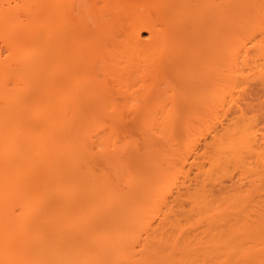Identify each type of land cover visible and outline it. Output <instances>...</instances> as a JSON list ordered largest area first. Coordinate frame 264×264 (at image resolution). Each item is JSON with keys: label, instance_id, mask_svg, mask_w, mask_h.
<instances>
[{"label": "bare ground", "instance_id": "6f19581e", "mask_svg": "<svg viewBox=\"0 0 264 264\" xmlns=\"http://www.w3.org/2000/svg\"><path fill=\"white\" fill-rule=\"evenodd\" d=\"M254 77L264 86V0H0V264L264 262ZM141 110L155 141L184 111L199 125L166 160L152 151L143 178L112 134L98 171L103 140L76 122Z\"/></svg>", "mask_w": 264, "mask_h": 264}, {"label": "rangeland", "instance_id": "374dc122", "mask_svg": "<svg viewBox=\"0 0 264 264\" xmlns=\"http://www.w3.org/2000/svg\"><path fill=\"white\" fill-rule=\"evenodd\" d=\"M256 1H262V0H251V3L252 2H256ZM89 4V3H88ZM88 4H87V6H88ZM101 5V4H100ZM87 6H86V9H85V13H80V11H78V12H75V13H77V15H75V19H76V21H77V18L79 17V18H81L80 16H82V17H85V18H87V16H89L90 15V12H88L87 11ZM83 7V6H82ZM90 7V6H89ZM203 7H204V5H203ZM230 7H231V5H230ZM236 7V6H235ZM201 8V7H200ZM84 9V8H83ZM90 9V8H89ZM202 9V8H201ZM79 14V15H78ZM90 23H91V21H90ZM76 24V22L74 23V25ZM146 33V32H145ZM145 36L147 35V33L146 34H144ZM90 38V37H89ZM95 38H94V36H92V40H91V38H90V40H88V38L86 39V41H88V42H86L85 41V39H84V42H86V43H91V42H95V40H94ZM77 40V39H76ZM79 40V39H78ZM90 41V42H89ZM79 42H80V40H79ZM84 42L81 40V43H83V45H81V43L79 44L78 43V41L77 42H75L76 44H79L80 46H84V45H86V44H84ZM75 43H74V47H78V46H75ZM77 49V48H76ZM191 49V48H190ZM7 53V52H6ZM6 53H5V55H6ZM260 77V76H259ZM258 78V77H257ZM255 78L254 77V79L252 78V79H250L251 81L250 82H252L250 85H252L251 87H250V85L249 86H246L245 85V87H246V89H245V94H247V96L249 97V98H251V100L253 101L252 102V104H251V110H253L249 115H251V116H254L255 115V117L257 118H255L256 120H259V121H257L258 122V126H259V128H260V132H262V131H264V120H262V119H264V117H263V113H264V108H263V102H264V86L261 84L262 82V80H258V79H260V78ZM72 79V78H71ZM262 79V78H261ZM259 82H261V83H259ZM164 87H166L164 84H162ZM244 87V88H245ZM248 88V89H247ZM247 90V91H246ZM257 96H259V98L257 97ZM254 97H256V98H254ZM258 98V99H257ZM249 100V99H248ZM249 104V105H250ZM250 107H247V108H249L248 110H250ZM261 110V111H260ZM263 111V113H261ZM135 112V113H134ZM134 112H130V111H128V113L126 112H122V113H120V112H117V113H113V114H110V115H101V114H97V113H86V115H82V116H84L85 118L83 119V118H80V116H81V114H80V116H78V117H73L72 118V120H74L75 118H76V121H77V118L79 119L76 123L78 124V127L81 129V127L80 126H82L83 128L81 129V130H83V131H85V132H87V130H88V133L90 134V132L93 130V133L92 134H94V132L96 133V135H95V137H94V135H93V137L97 140L98 139V141L100 140V141H102L101 143H103V144H99V147H97L98 145H94V150L97 152V157L95 156V158H97V160H99L100 159V162H98L97 160H95V161H91L92 163H94V162H97V170L98 171H101V168H103V170H108V169H110V168H107V167H110L109 165H107V163L105 164L104 163V161L103 160H101V159H103V157H104V154H103V152H104V150L106 149V146H107V142L109 143V141H107V140H109L108 139V137L110 136V135H114V137L115 138H113V137H110V138H112V139H115L116 141H118L119 143L117 144V148H118V151H124V153H121L120 152V154L122 155V154H126L125 153V151L126 152H130V153H127V155H126V157H125V160H127V164H129V162H130V160H131V162H130V164L132 163V166H133V168L135 167L134 166V164L136 163V167H138L139 168V170H138V172L140 173V174H138V175H140L142 178H143V176L145 177L146 175H145V173H146V169H148V165H147V161H149V160H151V159H155V157L156 158H159V160L161 159V158H163L164 156H162V150L163 149H165V148H163L162 149V147H164L165 146V144H167V148H168V145L171 147V145H173L172 146V148L175 146L174 145V142H177L178 144H176L177 146H179L178 148H177V146L175 147L176 148V150L177 149H179L180 148V146H182L181 148H183V147H186V138H184V137H186V136H184L185 135V129L183 130V128H185L186 126H188V125H191V124H196V125H199V122L196 120V119H194L193 117H194V115L193 116H191L192 117V120L190 121V123H189V121H186V119H187V117H188V115H187V113L188 114H190V112L189 111H187V113H185V111H184V113H181V114H179L178 116H176L177 117V119H176V117H175V115H174V117H175V119H176V121H178V124L177 125H175V128H173L174 127V125L171 127H169V128H167L168 130L167 131H172V130H169V129H172L173 128V131H174V134L171 136V135H169V136H171V138L173 139H171L169 136H166V137H162L161 138V136L159 137V138H161V139H159V138H157L156 137V134H155V136L154 137H156L158 140L157 141H155L154 140V138H152L151 139V133L150 132H152V131H156V129H154L152 126H153V121H151V118H150V120L149 121H151L150 122V124H149V121H148V118L150 117L149 116V114L151 115V114H155V113H152L151 112V110L149 111L150 113H148L147 111L145 112V110H141V111H134ZM155 112V111H154ZM179 113H180V111H178ZM177 114V113H176ZM262 114V115H261ZM79 115V114H78ZM191 115V114H190ZM190 115H189V117H188V119L190 120L191 118H190ZM257 115V116H256ZM153 117H154V115H153ZM152 117V118H153ZM83 120L82 122H80V123H78L80 120ZM174 119V120H175ZM186 122H185V121ZM192 122V123H191ZM260 122V123H259ZM185 123H187L186 125H185ZM189 123V124H188ZM152 124V125H151ZM175 124H176V122H175ZM148 126H151V127H148ZM148 127V128H147ZM86 128H89V129H87L86 130ZM97 130V131H96ZM150 132H149V131ZM90 131V132H89ZM153 133V132H152ZM156 133V132H155ZM158 133V132H157ZM171 133H173V132H171ZM89 134H87L86 133V135H88L89 136ZM92 134H90V135H92ZM159 134V133H158ZM166 134H168V133H165L164 135H166ZM112 135V136H113ZM149 135H151V136H149ZM160 135V134H159ZM158 135V136H159ZM167 137H169L171 140L169 141V139H167ZM150 138V139H149ZM166 138V139H165ZM119 139V140H118ZM149 139V140H148ZM185 139V140H184ZM167 141H169L171 144H168L169 142H167ZM180 143V144H179ZM114 147V146H113ZM169 147V149L171 150V148ZM92 148V149H93ZM121 148V149H120ZM124 148V150H122ZM126 148V149H125ZM181 148L179 149V150H181ZM204 149H205V147H203ZM113 148H112V146L110 147V150H106V152L108 151V153H109V151H111ZM184 149V148H183ZM183 149H182V151H183ZM202 149V148H201ZM175 150V151H176ZM95 151H94V153H95ZM113 151V150H112ZM111 151V152H112ZM152 151L154 152V156H152L151 155V153H152ZM167 151H168V149H167ZM173 151H174V148H173ZM204 150H202V152H203ZM106 152H104V153H106ZM166 152V151H165ZM181 152V151H180ZM201 152V151H200ZM202 152H201V154H202ZM107 153V154H108ZM128 154L130 155V156H128ZM93 155H96V153L95 154H93ZM163 155H165L166 156V154L164 153ZM122 157V156H121ZM94 158V159H95ZM106 158V157H105ZM123 158V157H122ZM129 159V160H128ZM93 160V159H92ZM162 160V159H161ZM163 160H166V159H164L163 158ZM203 159H201V161H202ZM134 163H133V162ZM178 161V160H177ZM126 162V161H125ZM124 162V163H125ZM162 162V161H161ZM164 162H166V161H164ZM162 163V164H164L165 165V163ZM175 162H176V160H175ZM158 163V162H157ZM178 165V164H177ZM177 165H176V167H177ZM94 167L96 166L95 164L93 165ZM131 166V165H130ZM135 167V168H136ZM262 167H263V165H262ZM133 168H131L132 170H133ZM138 168H136V169H138ZM191 168V167H190ZM189 168V169H190ZM135 170V169H134ZM187 170H188V167H187ZM260 170H262V168L260 167ZM190 171V174H191V177H195L196 176V173H197V171H198V169L196 168V165H194V166H192V169H190L189 170ZM258 171H259V169H258ZM137 171H136V174L138 173ZM262 172V171H261ZM261 172H259V174H260V176H261V174L263 173H261ZM138 177V176H137ZM137 177H136V179H137ZM140 178V177H139ZM194 179H196V177L194 178ZM193 179V181H192V183H191V186H192V191L193 190H195L196 188L194 187L195 185H196V180H194ZM138 180V179H137ZM146 180H147V178H146ZM236 180V179H235ZM148 181V180H147ZM246 182H247V180H245ZM194 182V183H193ZM261 182V181H260ZM229 183H230V181H229ZM248 183V182H247ZM253 183V182H252ZM259 183V182H258ZM249 184H250V182H249ZM253 184H255V183H253ZM250 185L251 187L252 186H254L255 187V185ZM260 184V183H259ZM257 185V186H259V187H257V188H259V189H263V191H264V187H262V188H260V185ZM262 184H263V182H262ZM121 185H123L122 183H121ZM120 185V186H121ZM229 185V184H228ZM125 186V185H124ZM123 186V187H124ZM249 185H247L246 184V186H243V187H245V188H243L242 187V192H246L247 193V191H249L250 189H252L251 187H249L250 189H248L247 187H248ZM122 187V188H123ZM219 187V186H218ZM218 187H214V190L216 189V188H218ZM231 187V185H229V187H228V189ZM126 188V187H125ZM124 188V189H125ZM194 188V189H193ZM219 189V188H218ZM227 189V192L229 191ZM237 189V188H236ZM236 189H234L235 191H236ZM221 191L222 190H224V189H220ZM225 190H226V188H225ZM233 190V191H234ZM213 191V190H212ZM218 191V190H217ZM234 191V192H235ZM259 191H261V190H259ZM258 191V192H259ZM263 191H261V193H264ZM214 193H215V191H213ZM237 192V191H236ZM235 192V193H236ZM219 193V192H218ZM222 193V192H221ZM226 193V192H225ZM224 193V194H225ZM229 193V192H228ZM238 193V192H237ZM261 193H257L256 192V194L258 195H260V197H259V195H258V197L259 198H262V196H263V194H262V196H261ZM215 195H216V193H215ZM222 195H223V193H222ZM221 195V196H222ZM217 196H218V194H217ZM224 196V195H223ZM220 197V196H219ZM256 199H257V196L255 197ZM264 198V197H263ZM143 200H147L148 201V196H146V197H143ZM264 199H262V200H259V204L256 202L255 203V199H254V201H253V203L255 204V206H256V208H258L261 204H263L261 201H263ZM185 202V201H184ZM253 203H251V205H253ZM188 202H186V204H184L183 206H184V208H182V207H180V206H175L174 207V209H175V211H176V213H177V215L179 214V215H182V217H183V213L184 212H186L187 210H188ZM259 205L258 207H257V205ZM190 207V206H189ZM261 207V209H262V207H264V206H260ZM191 208V207H190ZM189 208V209H190ZM250 208H253V210H255V208L254 207H251L250 206ZM249 208V205H248V209H250ZM264 209V208H263ZM247 210V209H246ZM260 210V208L259 209H257V211H259ZM248 211V210H247ZM249 212H251V211H249ZM248 212V213H249ZM188 213H189V211H188ZM187 213V214H188ZM248 213H245V215H248ZM251 213H253V212H251ZM258 213V218H257V216L255 217V219L257 218L258 220L256 221V222H258V223H260L261 222V224H259V225H262V224H264V223H262V221L264 220V210H262V211H260V212H257ZM250 214V213H249ZM254 214V213H253ZM255 214H256V212H255ZM252 215V214H251ZM187 216V215H186ZM178 217V216H177ZM180 217V216H179ZM188 217V216H187ZM248 219L250 218L249 217V215L248 216H246ZM252 218V217H251ZM182 219V218H181ZM183 219H184V217H183ZM254 219V218H253ZM252 219V220H253ZM254 219V220H255ZM187 219L185 218V220H183V222L184 223H186L185 221H186ZM253 220V221H254ZM182 222V221H181ZM182 222V223H183ZM246 222H248V223H244V224H249V221L247 220ZM243 223V222H242ZM250 223L252 224V221H250ZM255 223V222H254ZM250 224V226L251 227H254L255 225H256V223H255V225L253 226V225H251ZM249 226V227H250ZM247 228H248V225L246 226ZM245 227V228H246ZM259 226H257V228H258ZM256 228V227H255ZM247 231V230H246ZM249 232V231H248ZM258 232V231H257ZM245 233H247V232H245ZM250 233L251 234H255V232H251L250 231ZM249 233V234H250ZM263 233V232H262ZM261 233V234H262ZM168 234H171V232H168ZM248 234V233H247ZM248 234V235H249ZM259 235H261L260 233H258ZM243 235H245V234H243ZM256 235V234H255ZM254 235V236H255ZM259 235H257V236H259ZM246 236V235H245ZM253 236V235H252ZM244 237V236H243ZM249 237V238H248ZM247 238L248 239H252V238H254V237H250V236H247ZM255 238H258V240L261 238H259V237H256L255 236ZM254 238V240L256 241V239ZM264 238V237H263ZM263 238H261L260 239V241L259 242H261V240H263ZM244 239H245V242L247 243V245L251 248V246L253 245V239L251 240V241H249V240H247L245 237H244ZM256 242H258V241H256ZM245 243V244H246ZM256 244V243H255ZM254 244V245H255ZM251 245V246H250ZM253 245V246H254ZM245 246V248L246 247H248V246H246V245H244ZM252 246V247H253ZM256 262V261H255ZM253 262L254 264H264V262H261V261H259V262ZM245 264H247V263H245ZM249 264V263H248Z\"/></svg>", "mask_w": 264, "mask_h": 264}]
</instances>
